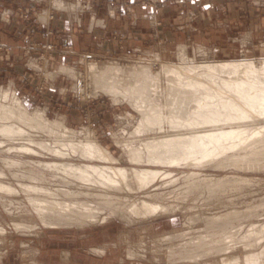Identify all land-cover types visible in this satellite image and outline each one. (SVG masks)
I'll return each mask as SVG.
<instances>
[{
    "label": "rangeland",
    "instance_id": "obj_1",
    "mask_svg": "<svg viewBox=\"0 0 264 264\" xmlns=\"http://www.w3.org/2000/svg\"><path fill=\"white\" fill-rule=\"evenodd\" d=\"M249 2L251 3L253 2V0ZM259 13V11L244 12V15L250 18L252 22V28H255V26L253 25H257L256 19H259V16H257L259 15ZM246 17L243 19L245 20ZM53 18V12H50L49 19L52 20ZM29 24H31V21L26 20V25ZM31 26L34 30L33 32H31V34L35 32L38 34V37H34L33 35H31V38L27 39L25 41V44L19 49V54H21V56L28 57L29 62L13 60L14 62H11V64H0V103L11 106L13 104L11 101L14 102V100L18 99L21 104L24 101L22 105L27 109L28 112H32L35 109H40L43 111L44 116L50 120L63 118L62 122L64 126L70 131L65 132L64 135L66 136V134H68L69 136L70 134L71 139H73V141L75 142L84 140L86 135H88L89 132H92L91 134H94L97 140L101 144L103 143L102 145L107 149L109 148L108 150H110L112 154L117 158V161L113 163L114 165H116V163H118L117 165L122 166H125L124 163H127L126 166L135 165L127 162V152L125 153L123 146H117L116 139L118 141L128 140V142H135L136 144L139 142L140 144L143 139H146L147 137H156L162 133H155L150 131H148L147 133L143 132V134L142 132L135 133V130L138 128V113L135 112L136 110L126 99L124 100V98L120 96L110 97V95H105L104 93H102V91L93 89L94 86H92V83L90 81L89 69L87 68L88 62L81 60L82 57L86 61L95 60L100 65L107 63H111L113 65H138L139 63L150 61L152 62V65L150 66L151 68H153V72H158L160 70V64H162V62H172L175 64L179 63L180 56L178 54H180L181 52V49L179 48L181 45L183 46V49H186L184 50L186 55V58L184 60L187 61L188 59V61H194L196 63L231 60L233 58L241 60H252L257 63V61L260 62L261 59L264 58V31L261 32L259 30L257 31L256 29H253L254 31L252 41L248 43L247 47L243 51H236L222 55H217L211 53L210 51L204 50L203 48L190 45L191 43H188L186 45L181 43V45H168L167 51H162L161 53H159L157 52V48H150L153 46V44L150 42L147 43L148 41H146V43L150 46L148 49H144L141 52L136 51L134 52V54H132L131 51L122 54L121 45L124 42V37L118 31L113 32V40L115 41V44L112 46V48L105 49L100 53L78 54L74 53L71 44H61L55 42L52 39L55 36V31L49 26H40L35 22V20H33ZM247 39L249 40L250 38L247 37ZM11 50V46L0 41V55L10 52ZM62 65H66L69 68H72V70H74L75 72L77 70V76H68L67 74L60 72V67ZM80 83H82V87L80 86ZM90 88L93 89L94 93ZM90 91L92 94L90 93ZM3 92L4 94H6L5 96L3 95ZM5 98L7 100H5ZM120 98L121 100H118ZM115 99L116 101H113ZM3 101L6 102L4 103ZM126 114L127 116H125ZM129 114H131L132 118ZM126 117L128 119H126ZM63 130L64 129H60L59 131ZM82 131L85 132L83 133ZM37 133L38 134H36V131L32 132L35 139L38 138L37 140L46 141L48 143H51L52 145L54 144L52 143L54 139V137L52 138V136H54L53 134L51 135L46 132ZM59 133L61 134V132ZM128 133L130 135H128ZM47 134L48 136H46ZM61 135H63V133ZM2 137L3 136L0 134V140L2 143V147L0 146V172L3 171V176L0 177V182H8L7 184H10L12 182L11 185L15 186V188L17 189V193L10 194V196L8 194L0 192V227L4 228V232L0 233V264H32V259H36L37 261L39 260V264H191V262L192 264H234V262H237V264H247L244 260L246 256L244 254L250 253L251 251L252 253H258V256L261 255V258L259 257V261L261 264H264V254L259 253L263 252L264 250V236L258 239L256 244L253 245V243L250 242V239H253V235L248 234V230L250 229L251 225L257 226L260 223L264 224V155L261 156L259 165L254 167H250L244 162L240 163L241 165L227 164L226 166H214L210 163L206 164L205 162H200L194 165H187L183 163L184 165L180 164L170 167L169 165H156L155 167L154 164L144 162L141 163L140 166L139 164L135 165V167L137 166L138 168H155L160 169V171L165 170L167 172H171L170 176L164 177L163 175H161L155 178V180L147 185L143 189V191L133 192L134 194L132 193L131 196H127L125 195V193H121V191L115 192H117L118 194L121 193L120 196L123 195L121 198H124V206H128L129 202L131 203L134 200H139L141 198L146 199L147 197H144L146 195V192H149L150 194L158 193L159 195H152V200L155 201L156 199H159L158 201L163 202L166 206V212L161 211V213H158L154 216L144 217L143 219L132 216L133 218H128V220H131V222L128 224L124 222V220L127 221L125 218H122L121 216L113 212L109 206L106 207L104 205H96L100 211V213L97 215L100 216L98 217V219L102 221L103 218V220H105L103 223H95L94 225L91 224L90 226H74L70 228L47 227L45 229V227H42L40 229V227L42 226L41 220L37 216L36 211L32 210L33 208L24 196L20 184L24 182L42 184L41 182L35 180L32 181L25 177L28 175L27 170L36 169L38 167L35 164L37 161H60V158H57L49 151H40L41 153L36 155H29L27 153L25 155L24 152L18 150V147L22 144V142H24V140L10 142L11 140L8 141L6 138ZM64 138L66 139L67 136ZM4 140H7V143ZM24 144H27V141H25ZM13 146H15L17 152L11 150L12 152L6 153V151H8V148ZM54 146L55 145H53V147ZM57 146L59 145L57 144ZM59 147L61 148V146ZM66 149L67 148L64 147V149L62 150H65L64 152L70 151L69 149L66 151ZM17 153L19 154L17 155ZM123 154V157L120 156ZM27 156L29 158H27ZM52 156H54V158ZM4 158L20 159L23 163L25 162L26 166L24 164L21 167H9L8 165L7 167L6 164L1 161ZM30 164H33L34 166H31ZM206 165L207 168L205 167ZM12 167L15 169H13ZM222 168H224L225 170H223ZM37 169H39V167ZM8 171H10L12 175L10 172L8 173ZM24 173L26 175H24ZM248 177L250 178L249 180ZM2 178L4 180H2ZM54 180L55 182H50V186L53 188L59 185V183H62V181L59 179L55 178ZM199 180L201 181L199 182ZM218 181L225 182V185H223L222 187L218 186ZM163 182L165 183L163 184ZM185 182H187L188 184ZM203 183L206 185H203ZM45 185L48 186L47 184ZM240 185L241 187L239 188ZM252 186L254 187L252 188ZM88 191L93 190L89 189ZM170 191H172V193ZM230 191L233 193L231 194ZM115 192L112 190L110 193H112L113 195L115 194ZM246 193L248 194L247 197L244 195ZM160 194L162 196L163 194H165V196L162 197ZM188 195L191 196L189 197ZM200 198H202L203 201ZM171 199L174 201H171ZM3 200L5 203L2 202ZM224 203L225 206L223 205ZM114 206H116V204ZM213 207H215L216 209ZM205 209L208 213H210L208 214L206 211H204ZM202 210L205 212L204 214L206 216L203 214ZM198 213L201 214L199 215ZM216 215L218 216L217 218L220 217V219L222 220L225 219V217L230 216L229 218H227L229 224L226 228H224V232L230 231L231 237L222 239V237H224V232L221 231L222 229L215 226L217 225V223L210 222L211 219L209 218L216 217ZM32 221L37 223H33ZM19 222H23L31 226L33 225L35 227L27 229L25 227V229H22V227H16L15 225ZM236 223L238 224V226ZM246 223L250 225H247ZM199 224L201 225L199 226ZM43 229L45 231H43ZM165 240L168 241L166 242ZM173 243H175V246ZM223 243L225 246L223 245ZM259 244L261 245L259 246ZM99 246H106V253L104 252L102 254H96L95 251L93 252L94 248ZM261 246L263 249L261 248ZM29 249L32 251L31 255V252H29V254L28 252H26L30 251ZM34 249L37 253L34 251ZM129 249H132L135 254L129 256ZM136 250L137 252H135ZM33 251L36 255H33ZM189 253H191L192 257L186 256ZM198 258H201L203 260L201 261L200 259L199 261Z\"/></svg>",
    "mask_w": 264,
    "mask_h": 264
},
{
    "label": "bare ground",
    "instance_id": "obj_2",
    "mask_svg": "<svg viewBox=\"0 0 264 264\" xmlns=\"http://www.w3.org/2000/svg\"><path fill=\"white\" fill-rule=\"evenodd\" d=\"M179 48L181 49L180 54H178L180 56V62L177 64L172 62H162V64H160V70L158 72H153V68H151L150 66L152 65V62L150 61H145L139 63L138 65H135L134 63V65H113L111 63L100 65L95 60L86 61L85 59H83V57L81 58V60L88 62L87 68L89 69L90 81L92 83V86H94L93 89L102 91V93H104L105 95L108 94L110 95V97L120 96L124 98V100L126 99L130 103V105L136 110L135 112L138 113V128L135 130V133L142 132L143 134V132L147 133L148 131L162 133L156 137H147L146 139H143L140 144L139 142L136 144L135 142H128V140L118 141L116 139L117 146H123L125 153L127 152L126 157L128 161L127 159L126 161L132 163L133 165L139 164V166L141 165V163L145 162L149 164H154L155 167L156 165H169L170 167L180 164L182 165L183 163L187 165H194L200 162H205L206 164L210 163L214 166H226L227 164L238 165L242 162H244L250 167L258 166L260 163L261 156L264 155V58L261 59L260 62L257 61V63L252 60H241L234 58L231 60H213L214 62L196 63L194 61H188V59L187 61L184 60L186 58L184 50L186 49H183L182 45ZM60 72L65 73L68 76L74 77L78 74L77 70L75 72L74 70H72V68H69L66 65H62L60 67ZM81 84L82 83H80V86ZM3 95L5 96L6 94H4L3 92ZM5 100L7 99L5 98ZM118 100H121V98ZM113 101H116V99ZM11 102L13 103L11 106H7L5 104L0 103V134L3 136L2 138H6L8 141L11 140L10 142L24 140V142H22V144L18 147V150L24 152L25 155L26 153L29 155H36L40 154L42 151H49L57 158H60V161H37L35 164L39 167V169H37V167L36 169L27 170L28 175L25 177L32 181L35 180L41 182L42 184L20 182V186L22 187L24 196L26 197L29 204L32 206V210L36 211L37 216L41 220L42 226L40 227V229L42 227H45V229L47 227L70 228L74 226H90L91 224L94 225L95 223H103L105 221L103 220V218L102 221L98 219V217L100 216L97 215L100 213V211L96 205H104L106 207L109 206L113 212H115L122 218H125L127 221L124 220V222L128 224L131 222L130 219L128 220L129 217L133 218L132 216H136L140 219H143L144 217L154 216L158 213H161V211H165L166 206L163 202L158 201L159 199H156L155 201L152 200V195H159L158 193L150 194L149 192H146V195L144 196L147 197L146 199L141 198L139 200H131L132 202H129L128 206H124V198H121L123 195H120L123 192L125 193V195L131 196L133 192L143 191V189L147 185L152 183L155 178L161 175H163L164 177H168L170 176L171 172H167L164 169V171H160V169L155 168H138L137 166L135 167V165L126 166L127 163H124L125 166L117 165L118 163L114 165L113 163L117 161V158L112 154L110 150H108L109 148L107 149L105 146L102 145L103 143L101 144L97 140L94 134H91L92 132H89V134L86 135V137L82 141H73V139H71L70 134L69 136L68 134H66L67 138L65 139L64 137L66 136L64 134L69 130L64 126L62 122L63 118L50 120L44 116L43 111L40 109H35L32 112H28L27 109L24 108V106L22 105L24 101L22 104L21 102H19L18 99L14 100V102ZM127 114L125 116H127ZM129 115L132 118L131 114ZM126 119L128 118L126 117ZM60 129L64 130L59 131ZM34 131H36V134H38L37 132H46L51 135L53 134L54 136H52V138L54 137V139L53 142H51L54 143L53 145L55 146L53 147L51 143H48L46 141L37 140L38 138L35 139L33 137L34 135L32 134V132ZM59 132H61V134L63 133V135H61ZM129 133L128 135H130ZM46 136H48V134ZM25 141H27V144H24ZM57 144L61 146V148L57 146ZM1 145L2 143L0 144V146ZM64 147L67 148L66 151L68 149L70 151L64 152L65 150H62L64 149ZM11 150L17 152L15 146H13L8 148V151H6V153L12 152ZM18 154L19 153H17V155ZM120 156L123 157L124 154ZM52 157L54 158V156ZM27 158L29 157L27 156ZM1 161H3L6 166L8 165L9 167H21L25 164V162L23 163L20 159L4 158ZM205 167L207 168V165ZM222 169L225 170L224 168ZM2 172L3 171L0 172V177L3 176ZM9 172L10 171H8V173ZM24 175L26 174L24 173ZM55 178L61 180L63 184L59 183V185H55L56 187L54 186L55 188H53L50 186V182H55ZM249 179L250 178L248 177V180ZM2 180L4 179L2 178ZM200 181L201 180H199V182ZM218 182L219 183H217V185L220 187L225 185V182ZM7 183H3L2 181L0 182V192L8 195L16 194L17 189L15 188V186L11 185L12 182L10 184ZM164 183L165 182H163V184ZM45 184H47L48 186H46ZM203 185L206 184L203 183ZM254 186H252V188ZM240 187L241 185L239 186V188ZM89 189L93 190L94 192L88 191ZM110 190H113L114 192L121 191V193L118 194L117 192H115V194L112 195V193H110ZM170 192L172 193V191ZM232 193L233 192H231V194ZM247 193L244 194L246 197L248 195ZM164 196L165 194H163L162 197ZM171 201L174 200L171 199ZM2 202H4V200ZM115 204L116 206H114ZM223 205L225 206V203ZM204 211H206V209ZM204 211L202 210L203 214L205 213ZM198 214L200 215L201 213ZM217 215L213 218L210 217V222L217 223V225L215 226L221 228V231L224 232V228H226L229 224L227 218H229L230 216H227L225 217V219L222 220L220 219V217L217 218ZM32 222L37 223L34 221ZM21 223L19 222L15 226L22 227V229L24 227L26 229L35 227L33 225L31 226L29 224L27 225L25 223ZM201 224H199V226ZM43 231L45 230L43 229ZM1 232H4L3 227H0V233ZM230 233V231L224 232V237H222V239L231 237ZM248 234L253 235V239H250V242L255 245L257 240L264 236V224L260 223L257 226L251 225L250 229L248 230ZM173 244L175 246V243ZM260 245L261 244H259V246ZM105 250L106 246H99L94 248L93 252L95 251L96 254H102L105 252ZM26 252H28V254L29 252H31L30 255L32 254L31 250ZM35 252L33 253V255L35 254ZM135 252H137V250ZM259 253L264 254V250L263 252ZM128 254L130 256L134 255L135 253L132 251V249H129ZM244 255H246L244 260L247 264H261L259 261V257L261 258V255L258 256V253H252L251 251L250 253ZM186 256L192 257L191 253L187 254ZM202 260L203 259H201V261ZM31 261L32 264H39V260L37 261L36 259H32ZM234 264H237V262H234Z\"/></svg>",
    "mask_w": 264,
    "mask_h": 264
},
{
    "label": "crops",
    "instance_id": "obj_3",
    "mask_svg": "<svg viewBox=\"0 0 264 264\" xmlns=\"http://www.w3.org/2000/svg\"><path fill=\"white\" fill-rule=\"evenodd\" d=\"M249 1L0 0V41L12 47L0 55V64L29 62L19 49L31 35L38 37L35 32L31 34L33 20L52 28V39L71 44L78 54L112 48L115 31L124 37L122 54L148 49L149 42L159 53L167 51L168 45L180 43H191L217 55L241 52L252 41L253 29L264 31V0ZM245 11L260 12L255 28ZM26 20L31 24L26 25Z\"/></svg>",
    "mask_w": 264,
    "mask_h": 264
}]
</instances>
